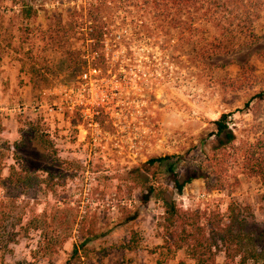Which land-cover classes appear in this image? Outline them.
Here are the masks:
<instances>
[{"label": "rangeland", "instance_id": "374dc122", "mask_svg": "<svg viewBox=\"0 0 264 264\" xmlns=\"http://www.w3.org/2000/svg\"><path fill=\"white\" fill-rule=\"evenodd\" d=\"M82 5L87 9L74 0H0V138L12 146L26 144L21 153L32 179L8 208L12 222L66 218L61 226L73 230L53 264H196L185 250L164 245L159 224L165 198L184 211H219L225 217L236 203L248 231L264 238V181L244 174L235 150L213 151L214 122L224 114L232 113L236 147L256 143L264 130V103L255 99L264 88V11L256 24L258 40L214 57L208 63L213 71L202 77L174 62L178 53L172 48L150 44L129 50L135 65L104 76L96 67L92 82L105 102L90 122L79 107H70L89 99L92 86L83 75H73L64 55L83 41L76 37L63 47L52 39L59 28L81 22L87 12L82 17ZM104 52L111 56L108 45ZM1 146L7 177L8 167L17 163ZM167 156L171 159L144 168L150 159ZM172 166L181 182L193 178L181 193L171 181ZM141 181L154 188L147 204L140 199ZM92 233L100 237L74 255ZM39 240L38 232L22 233L17 244L0 249V264H49L33 258ZM215 264H225V256Z\"/></svg>", "mask_w": 264, "mask_h": 264}, {"label": "trees", "instance_id": "16d2710c", "mask_svg": "<svg viewBox=\"0 0 264 264\" xmlns=\"http://www.w3.org/2000/svg\"><path fill=\"white\" fill-rule=\"evenodd\" d=\"M74 1L87 4V9L82 5L80 10L82 17L87 10L86 16L75 26L68 24L59 28L52 38L55 43H63V47L70 45L76 37L83 41L78 50L73 47L64 52L73 75H83L98 67L104 69V76L111 69L117 72L135 65L136 60L129 50L135 45L150 44L159 46L163 51L172 48L178 53L177 57H171L174 62L184 63L185 67L194 70L196 78L202 77L203 71H213L208 63L214 57L231 54L258 40L256 24L264 11V0ZM87 22L92 24L87 26ZM107 45L111 48V56L109 54L108 57L104 52ZM115 51H122V54L116 58L112 56ZM89 64L93 66L89 67ZM255 99L258 104L264 103V88ZM250 105L248 102L245 109H249ZM231 115L224 114L214 122L217 146L213 151L224 153L229 149L235 150L236 160L244 174L264 181V130L256 143L236 147V135L229 128ZM0 143L1 147L12 152L17 163L8 167L9 174L4 177L7 167L0 161V188L3 192L0 197V249L8 250L10 245L18 243L22 233L28 236L35 231L40 234V240L33 251L34 260H46L53 264V257L64 247L69 239L67 233L73 228L61 226L66 218L51 219L47 215L37 216L24 226L21 217L18 223L12 222V211L8 208L18 201L22 191L30 187L32 179L21 153L26 144L20 142L12 146L2 142L1 138ZM40 143L47 146L43 136H40ZM169 159L170 156L150 159L144 168L150 170ZM169 173L179 193L193 180L189 178L181 182V174L174 166ZM141 182L145 185L144 181ZM153 194L154 188L145 185L140 196L142 204L149 203ZM163 201L165 212L159 226L169 251L185 250L196 264H215L221 254L225 256V264H236L238 259L240 264H264V238L258 240L248 231V222L236 203L229 206L225 217L219 211H184L172 199L165 198ZM56 220H59L58 224ZM99 237L92 233L74 248V255ZM16 264L35 263L21 261Z\"/></svg>", "mask_w": 264, "mask_h": 264}, {"label": "built area", "instance_id": "2783aa9c", "mask_svg": "<svg viewBox=\"0 0 264 264\" xmlns=\"http://www.w3.org/2000/svg\"><path fill=\"white\" fill-rule=\"evenodd\" d=\"M98 76V70L93 68L90 69L87 73L83 74V79L86 81H90L92 88L90 89L89 99L86 101L81 100L78 101L75 106L70 107V109H74L75 107H79L84 114L86 120L92 122L95 115L98 114L96 110V106L104 105L105 96L102 92H100L96 85L92 82V78ZM86 89H84L85 91Z\"/></svg>", "mask_w": 264, "mask_h": 264}]
</instances>
